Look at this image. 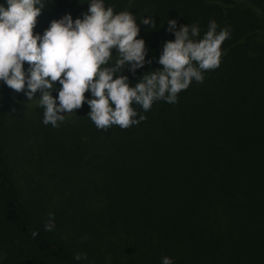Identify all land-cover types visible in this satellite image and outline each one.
Listing matches in <instances>:
<instances>
[{"label": "trees", "instance_id": "obj_1", "mask_svg": "<svg viewBox=\"0 0 264 264\" xmlns=\"http://www.w3.org/2000/svg\"><path fill=\"white\" fill-rule=\"evenodd\" d=\"M44 2L34 32L75 3ZM106 4L137 17L151 58L134 74L122 70L130 84L160 67L163 44L174 39L167 19L198 25L200 36L210 20L229 28L220 64L176 103L154 101L147 112L134 104L145 119L130 127L98 129L86 102L74 109L76 121L57 127L63 135L44 124L51 153L72 160L45 184L21 182L13 149L28 98L0 84V264H160L162 256L173 264H264V46L254 47L264 16L234 0ZM146 15L153 27L140 23ZM49 213L55 228L46 231Z\"/></svg>", "mask_w": 264, "mask_h": 264}, {"label": "clouds", "instance_id": "obj_2", "mask_svg": "<svg viewBox=\"0 0 264 264\" xmlns=\"http://www.w3.org/2000/svg\"><path fill=\"white\" fill-rule=\"evenodd\" d=\"M87 4L81 16L73 19L65 13L40 33L34 28L46 7L44 0H0V84L23 91L29 101L39 90L42 123L54 128L85 102L90 108L87 115L98 129L139 123L145 117L138 116L134 104L147 112L154 101L176 103L179 92L193 81L202 82L206 71L219 66L221 45L230 36L229 28L217 30L215 20L200 36L198 25L177 27L176 19H167V31L174 39L164 42L156 58L160 67L148 70L133 85L122 70L134 74L151 64V58L146 60L145 40L138 38L137 17L128 9L115 11L106 0H87ZM140 23L155 25L148 15L141 16ZM44 228H55L53 213ZM82 258L81 253L74 257ZM160 264H173V259L162 256Z\"/></svg>", "mask_w": 264, "mask_h": 264}, {"label": "rangeland", "instance_id": "obj_3", "mask_svg": "<svg viewBox=\"0 0 264 264\" xmlns=\"http://www.w3.org/2000/svg\"><path fill=\"white\" fill-rule=\"evenodd\" d=\"M75 2L73 7L69 9L73 18L81 16V14L87 11L88 4L87 1L83 3V0H70L71 3ZM243 7L252 6L254 10L259 14L264 16V7L255 6L251 0H234ZM70 6V5H69ZM259 33H264V30H260ZM257 39V45L255 52L260 50L259 46H264V35L255 37ZM41 95L38 90L34 94V99L24 103L22 108V118L23 121L20 125V139L17 144H15L13 149V155L16 158V163L19 165V176L21 182L26 183L31 180H37L40 184H45L47 182V175L50 172L57 171L60 167L61 169H67V166L72 163V160L69 158H64L57 160V157L53 155L52 150L45 143V132L43 129L44 124L42 123V118L39 116L38 112V98ZM55 96V91H53ZM74 113L66 114V118L63 122L60 123L59 127L62 128L70 123L76 121L79 118V114L76 110H73ZM55 133L57 136L63 135V131H59L57 127H50L49 134ZM59 161V163H58ZM58 164V167H57ZM55 171V172H56Z\"/></svg>", "mask_w": 264, "mask_h": 264}]
</instances>
